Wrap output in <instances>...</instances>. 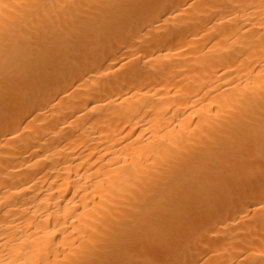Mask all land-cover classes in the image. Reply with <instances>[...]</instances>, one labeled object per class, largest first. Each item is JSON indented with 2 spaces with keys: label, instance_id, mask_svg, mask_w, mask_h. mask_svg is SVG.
<instances>
[{
  "label": "bare ground",
  "instance_id": "bare-ground-1",
  "mask_svg": "<svg viewBox=\"0 0 264 264\" xmlns=\"http://www.w3.org/2000/svg\"><path fill=\"white\" fill-rule=\"evenodd\" d=\"M0 264H264V0H0Z\"/></svg>",
  "mask_w": 264,
  "mask_h": 264
}]
</instances>
